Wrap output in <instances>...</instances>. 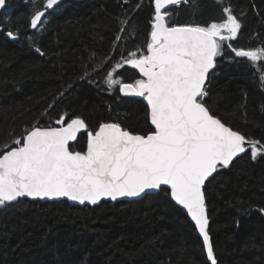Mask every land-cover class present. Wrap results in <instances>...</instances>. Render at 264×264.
<instances>
[{"label":"trees","instance_id":"16d2710c","mask_svg":"<svg viewBox=\"0 0 264 264\" xmlns=\"http://www.w3.org/2000/svg\"><path fill=\"white\" fill-rule=\"evenodd\" d=\"M5 1L0 155L61 119L85 124L69 145L73 153H85L88 135L105 124L134 135L154 132L145 97L120 92L123 85L140 91L145 82L134 63L148 56L154 0H63L53 10L48 0ZM163 15L168 28L215 36L207 96L198 102L246 141L264 145V0H191ZM203 190L216 264H264V154L248 149L218 166ZM0 264L211 263L188 215L160 187L140 199L96 206L0 202Z\"/></svg>","mask_w":264,"mask_h":264},{"label":"water","instance_id":"95a60500","mask_svg":"<svg viewBox=\"0 0 264 264\" xmlns=\"http://www.w3.org/2000/svg\"><path fill=\"white\" fill-rule=\"evenodd\" d=\"M62 1L48 0L47 8L52 10ZM182 1L155 0L153 43L147 58L134 64L145 83L140 93L130 85L120 90L124 96L145 95L154 132L134 135L105 124L88 135L85 153H73L69 145L84 132L82 120L63 124L61 119L55 127L35 128L25 135L21 148L0 157V201L96 206L102 201L140 199L165 187L187 213L209 262L215 264L204 185L218 166H229L247 149L264 154V146L246 141L197 103L214 67L216 44L214 36L202 30L165 26L161 10ZM5 3L0 0V12ZM44 14L31 19L32 29Z\"/></svg>","mask_w":264,"mask_h":264},{"label":"bare ground","instance_id":"6f19581e","mask_svg":"<svg viewBox=\"0 0 264 264\" xmlns=\"http://www.w3.org/2000/svg\"><path fill=\"white\" fill-rule=\"evenodd\" d=\"M83 1V0H82ZM190 1L191 0H183L182 2H180V3H177V4H172V5H168V6H166L165 8H163L162 10H161V12H160V14L163 16V20H164V15H163V11H164V9H166V8H168V7H170V6H178V5H180V4H185V5H189V3H190ZM117 2V1H116ZM154 2H155V0H154ZM154 7H155V5H154ZM53 10V9H52ZM2 12V11H1ZM0 12V13H1ZM45 15V14H44ZM43 15V16H44ZM155 15H156V10H155ZM155 18V17H154ZM42 19V18H41ZM165 22V21H164ZM165 26H166V24H165ZM167 27V26H166ZM168 28V27H167ZM175 28H177V27H175ZM179 28H182V27H179ZM185 28H192V27H185ZM195 29H197V28H195ZM199 30H201V29H199ZM202 31H204V30H202ZM34 32H36V31H34ZM204 32H207V31H204ZM152 33H153V31H152ZM207 33H209V32H207ZM210 35H212V36H214L213 34H211V33H209ZM152 36V35H151ZM23 37V36H22ZM151 40H152V37H151ZM214 40H215V36H214ZM26 41V40H25ZM152 43H153V41H152ZM152 43H151V45H152ZM215 44H216V41H215ZM216 52H217V46H216ZM215 56H216V54H215ZM214 63H215V58H214ZM214 68V67H213ZM135 69V68H134ZM212 72V71H211ZM210 72V73H211ZM207 80H208V77H207ZM206 84H207V82H206ZM130 86H132V85H130ZM206 86V85H205ZM122 87V86H121ZM133 87V86H132ZM136 89V88H135ZM120 90H121V88H120ZM137 90V89H136ZM138 91V90H137ZM139 93H140V91H138ZM136 96H144L145 97V95H136ZM207 96V94H206V92H205V87H204V89H203V91L201 92V96H200V98L198 99V100H200V99H202L203 97H206ZM198 100H197V103L198 104H201L200 102H198ZM203 105V104H202ZM204 106V105H203ZM205 107V106H204ZM206 108V107H205ZM207 109V108H206ZM208 111V110H207ZM209 112V111H208ZM210 114V113H209ZM211 115V114H210ZM224 125V124H223ZM226 126V125H225ZM231 129V128H230ZM28 134V133H27ZM26 134V135H27ZM151 134V133H150ZM25 137V136H24ZM24 137H23V140H24ZM23 140H22V145H23ZM258 143H259V141H258ZM22 145L21 146H19V147H14V148H11V149H9V150H7V151H5V152H3L1 155H0V157L3 155V154H5V153H7V152H10L11 150H13V149H17V148H21L22 147ZM264 146V145H263ZM248 150V149H247ZM246 150V151H247ZM250 150V149H249ZM251 150H253V148H251ZM255 150V149H254ZM245 151V152H246ZM256 151V150H255ZM257 152V151H256ZM255 153V152H254ZM257 153H259V152H257ZM256 154V153H255ZM261 154H263V153H261ZM231 164V163H230ZM228 167V166H227ZM204 191V190H203ZM18 200V199H17ZM16 201V200H15ZM0 202H2V201H0ZM14 202V201H13ZM186 213V212H185ZM206 213H207V211H206ZM187 214V213H186ZM262 214V213H261ZM209 221L210 220H208V224H209ZM208 234V233H207ZM209 236V235H208ZM210 238V237H209ZM210 243H211V241H210ZM204 244V243H203ZM205 247V246H204ZM212 248V247H211ZM206 252V251H205ZM213 253V252H212ZM213 257H214V255H213ZM208 258V257H207ZM215 260V259H214ZM215 264H216V262H215Z\"/></svg>","mask_w":264,"mask_h":264},{"label":"rangeland","instance_id":"374dc122","mask_svg":"<svg viewBox=\"0 0 264 264\" xmlns=\"http://www.w3.org/2000/svg\"><path fill=\"white\" fill-rule=\"evenodd\" d=\"M230 30H231V32L233 33L234 32V30H236V27H230ZM135 64V63H134ZM145 83V82H144ZM140 87L138 86V89H139ZM19 146H21V145H18L17 147H19Z\"/></svg>","mask_w":264,"mask_h":264}]
</instances>
